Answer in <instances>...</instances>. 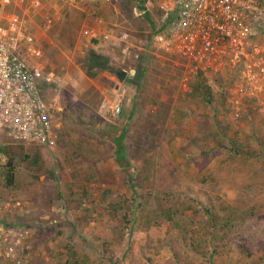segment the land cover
I'll use <instances>...</instances> for the list:
<instances>
[{"label":"rangeland","instance_id":"rangeland-1","mask_svg":"<svg viewBox=\"0 0 264 264\" xmlns=\"http://www.w3.org/2000/svg\"><path fill=\"white\" fill-rule=\"evenodd\" d=\"M137 1L10 8L42 51L57 135L52 148L0 137L13 157L11 185L7 156L0 165V220L28 232L21 264H264V127L220 128L231 69L208 75L215 97L192 91L183 62L152 45L158 0L140 1V16ZM110 31L127 37L102 41ZM90 52L110 70L87 77Z\"/></svg>","mask_w":264,"mask_h":264},{"label":"built area","instance_id":"built-area-1","mask_svg":"<svg viewBox=\"0 0 264 264\" xmlns=\"http://www.w3.org/2000/svg\"><path fill=\"white\" fill-rule=\"evenodd\" d=\"M24 1L0 0V137L24 147L52 148L57 135L41 92L42 51L10 10ZM50 1L75 7L103 0ZM143 6L135 8L136 15L146 13ZM156 8L160 17L152 45L183 62L186 85L197 71L206 78L211 72L219 77L218 71L227 65L231 76L229 87H223L225 122L237 126L250 108L264 127V0H158ZM90 37L97 36L90 32ZM126 37L110 31L102 34V41ZM133 74L126 71L127 77ZM119 110L115 105L112 112L117 115ZM5 160L0 152V165ZM27 238L26 230L0 220V264H21L30 248Z\"/></svg>","mask_w":264,"mask_h":264},{"label":"trees","instance_id":"trees-1","mask_svg":"<svg viewBox=\"0 0 264 264\" xmlns=\"http://www.w3.org/2000/svg\"><path fill=\"white\" fill-rule=\"evenodd\" d=\"M155 10H156L157 18L159 19L160 12L157 10V8ZM145 16H146L145 17L146 25H148L150 30L152 29V31H153L152 35H151V39H152L154 31H155V23L151 19L148 18L147 14ZM88 57H89L88 61H87L88 67H87V70H85L86 71L85 73H86L87 77L94 78V77L97 76L98 73H100V72H102L104 70H108V69L110 70V68L106 65L105 59L103 57H101L100 55L95 54V52H90ZM169 57L172 58V56H169ZM175 58H177V57H175ZM92 69H94V70H92ZM112 71H114V70H112ZM192 76H193V80H192L193 82L191 83V86H190L192 91L202 94L203 98H205V99L208 97L207 95L211 96V98L215 97L214 92L211 93L210 84H208V80L204 76V74H202V72L197 71ZM132 77H134V78L137 77L138 79H141L142 72L140 71L137 74L136 71L134 70V74H133ZM132 77H128V78H132ZM126 81H127V79H126ZM223 95H224L223 87L219 85L218 101L216 103L215 109L218 112L221 111L223 113V115H224L222 122H219V127L221 126L222 128L226 129V128H231V125L225 122L226 114H224V113H228V109L225 107V98L226 97L223 96ZM243 118H245L249 123L253 122V118H255V117L253 116L252 110L250 108H247V110L244 112ZM122 135L115 142V144H116L115 146H117V150H116L117 161L120 162L121 166H124V164L122 163L123 162L122 161L123 158H122V156L120 154L122 152L121 149H120V148H122V147H120V144H121V141H122V137H123ZM0 152L3 155L7 156V161H6V164H5L6 166H8V172L6 174V182H7L8 185H11V183H12V166H13L12 165V161H13V157L10 156V153L7 152L6 147H0ZM129 185H130V187H133V185H134L133 182H132V178L129 179ZM111 210H113V208ZM113 211L115 212L116 210H113ZM214 253H215V251H214V248H213L210 251V253H209L210 257Z\"/></svg>","mask_w":264,"mask_h":264},{"label":"water","instance_id":"water-1","mask_svg":"<svg viewBox=\"0 0 264 264\" xmlns=\"http://www.w3.org/2000/svg\"><path fill=\"white\" fill-rule=\"evenodd\" d=\"M115 76L119 82H123L127 77L126 71H124V70L117 71L115 73Z\"/></svg>","mask_w":264,"mask_h":264},{"label":"crops","instance_id":"crops-1","mask_svg":"<svg viewBox=\"0 0 264 264\" xmlns=\"http://www.w3.org/2000/svg\"><path fill=\"white\" fill-rule=\"evenodd\" d=\"M127 78V77H126Z\"/></svg>","mask_w":264,"mask_h":264},{"label":"flooded vegetation","instance_id":"flooded-vegetation-1","mask_svg":"<svg viewBox=\"0 0 264 264\" xmlns=\"http://www.w3.org/2000/svg\"><path fill=\"white\" fill-rule=\"evenodd\" d=\"M116 73V72H115Z\"/></svg>","mask_w":264,"mask_h":264}]
</instances>
